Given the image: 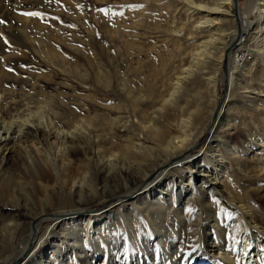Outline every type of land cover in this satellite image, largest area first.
<instances>
[{"label":"bare ground","instance_id":"6f19581e","mask_svg":"<svg viewBox=\"0 0 264 264\" xmlns=\"http://www.w3.org/2000/svg\"><path fill=\"white\" fill-rule=\"evenodd\" d=\"M3 2L6 3L0 4V19L6 23L0 24V33H3L0 37V185L2 187L7 178L3 168L17 158L16 162L23 164L25 170L35 168V184L44 200L35 197L33 210H22V217L18 214V209H24L21 198L12 193L9 203L3 193L5 190L0 189V199L3 198L4 204L18 214L14 226L10 227L9 222L2 226L4 240L0 264H73L71 260L68 262L73 256L81 257L83 264H101L98 260L103 255L98 253V241L102 238L110 250H115L109 256L108 264H179V250H167L169 229H162L153 241L159 248V255L144 240V256L132 259H127L126 247L120 248V243L111 236H114L118 220L124 223L131 236L135 235V219L144 217L141 211L150 221H158L159 217L164 223L174 208L176 197L184 200L190 195L200 196L202 191H208L211 205L216 202V197L234 210L243 226L241 239L238 241L237 237L229 242L217 214L212 215L213 229L218 236L207 246V254L215 255L210 259L218 258L223 264H264V218L259 215L261 211L264 216V200L258 207L253 203L251 191L234 192L230 186L232 163L246 174L245 164L255 159L254 176L264 179V153H259L264 151V0H248L245 5L239 0H177L175 9L186 13L191 20V26L186 27L188 33L184 35L191 41L202 40L198 42L200 47L191 48V52L189 48L188 66H182L179 72L173 70L167 86L146 90L137 83H130L126 70L111 69L106 65L103 60L108 62L110 53L100 44L103 59L91 61L94 76L101 84L79 82L90 94L85 95V99L78 96L73 100L61 91L55 95L47 94L43 81H53L55 76L34 73V69L24 66L35 54L53 69L54 74L65 71L75 72L77 76L81 74L77 55H68L52 41H46L41 34L42 28L39 33L28 31V25L37 17L20 14L48 7L53 9L57 0ZM68 2L76 5L75 0ZM57 9H61L60 5ZM183 31L184 28L177 32L182 34ZM4 38L8 44L4 43ZM76 48L73 49L81 51ZM10 67H17L18 71H9ZM210 68L213 76L209 75ZM204 72L209 75L204 90L189 86L192 77H203ZM241 77L246 81L242 82ZM223 85L226 95L218 103ZM239 89L245 102L258 106L260 101L256 103L255 100L261 98L263 109L258 110L254 105L258 120L251 117L244 105L231 107L230 100ZM97 90H102V96L98 98ZM72 101L77 108L73 107ZM91 102L110 107L107 109L114 115L84 114ZM112 103L116 105L112 106ZM231 108L233 111L242 109L241 113L248 116L250 122L232 118ZM252 123L256 125L252 126ZM118 131L125 134L119 135ZM205 132L212 133L213 143L194 151ZM125 136L126 143L116 144L118 138L123 140ZM107 142L113 149L105 147ZM55 150L58 151L54 156ZM78 155L83 159L76 162L74 156L80 160ZM205 157H209L213 167L217 164L220 174L209 162L204 163ZM58 160L65 173L62 171L63 179L59 177L61 173L53 174L56 185L50 187L53 184H49L50 175L44 170L35 171L36 165L44 164L51 173H57ZM185 170H189L188 176L182 175ZM175 176L180 177L179 190L173 182ZM198 197L196 201H199ZM100 203L110 204L106 205V210H94L93 207ZM181 209L177 208L176 215L185 227ZM22 218H28L25 225ZM99 221L104 222L103 227ZM98 226L107 236L100 238ZM155 226L158 228V224ZM84 236L86 242L90 241V247L97 250L92 255L87 244H82ZM49 248L51 252L46 254Z\"/></svg>","mask_w":264,"mask_h":264},{"label":"rangeland","instance_id":"374dc122","mask_svg":"<svg viewBox=\"0 0 264 264\" xmlns=\"http://www.w3.org/2000/svg\"><path fill=\"white\" fill-rule=\"evenodd\" d=\"M2 1L4 0H0L1 2L0 4L5 5L6 2L2 3ZM176 1L177 0H169V1L168 0H164V1L163 0H75V4H76L75 7L71 2H68V0L67 1L59 0V3L57 2L54 4L53 9L52 8L50 9L48 7L40 11L44 13L43 18L37 17L35 21L32 22L33 25L32 23H30V25H28L29 26L28 31L33 33L34 32L39 33L40 29L42 28L41 34L44 36L46 41H52L56 46H58L57 48L61 49L68 55L71 56L77 55L76 59L79 61V70L81 74L77 76L75 72L73 74H69L67 71L59 75L54 74L53 69L50 66L48 67L45 63L44 65L43 64L44 60L42 61V59H39L40 57H38L37 55L35 56V54L31 56L32 61L29 62L28 65H24V66L28 67L31 70L34 69L32 70L34 73L41 72L40 73L41 75L55 76L53 77L54 79L53 81L50 82L43 81V85L45 84L44 85L45 90L44 89L43 90L47 92V94L52 93L51 95H55L59 93V91H61L63 93L70 95L71 100H73V98L74 99L77 98L78 96L81 99H85L84 96L90 93L89 91L85 90L80 83H84V84L86 83L87 85H91L92 83L94 85L97 84V86L101 84L98 83V81L94 76L95 68L94 67L92 68L93 66L92 61L94 60V58H99L102 60L104 57L102 50H100L99 48L101 44L102 46L108 48L110 53L109 56L110 64H109V60L108 62H106V59L103 60L104 63L106 65L108 64V66H110L111 69H120L121 71L126 70L129 76L128 79H130L129 80L130 83L132 84L137 83L143 86L146 90H150V88H153V86L156 87L167 86L171 82V76L174 73L173 70H175V72L177 71L179 72L182 66L183 67L188 66L189 57L187 56V54L189 53V48L191 52L192 50L191 48L200 47L198 46V44L202 41L201 39H199L198 41L199 43L197 41H193V40L191 41L187 39L186 35H184V33H188V28L191 26L190 23L191 20H189V18L186 16V13L184 14L183 11L179 12L175 9L174 5H176ZM239 1L241 5H245L248 2V0H239ZM132 4H142L144 6L141 8L128 7V5H132ZM57 5H60L61 9H57ZM77 5H80V7H78ZM100 8L109 9L108 15H105L104 13L98 11V9ZM120 13H122V15ZM70 25H74V27H70ZM182 28H184L185 30L183 31L182 34L180 32H177L178 29L182 30ZM173 31H175L178 34L172 33ZM60 35L63 37L64 40L60 39L62 38ZM48 38L49 39L52 38V39L47 40ZM177 38L178 39L181 38L180 41ZM72 47L74 49L77 47L81 51L77 52ZM127 68L129 71L127 70ZM11 69L18 71L17 67L15 69L14 68ZM106 70L107 69L105 67V71ZM208 72L210 76H213L212 68H210ZM82 74H86L87 77H85ZM204 74L205 75L203 77L202 75L199 76L197 75L195 77H192V79L189 82L190 83L189 86L192 85V87H199L204 90L203 87L206 86L209 77V75L206 72H204ZM240 79L242 82L246 81L244 77H241ZM197 80L202 82H197ZM27 88H29V90L31 89L30 87ZM27 88L26 90L29 91ZM18 89H20V87ZM36 89L38 91L40 90V88H36ZM33 91L31 90V93ZM38 91L37 93L41 92ZM97 91L99 92L97 95L98 98L102 96V90L101 91L97 90ZM72 93L75 95H71ZM81 94L83 97L81 96ZM225 95H226V90L224 89V85H223L219 90L218 103L223 101ZM241 98H242V92L241 89H239V92L234 96V98H231L230 100V103L232 102L231 107L235 108V106L244 105L243 108L248 110L251 117L254 118V120H258V118H256L258 114L257 113L255 114L256 105L254 104L255 105L254 106L253 104H251L250 101L245 102ZM258 101L260 102L257 103ZM56 102H53V104H56ZM255 102L258 105L256 106V108L258 110H262L263 102L261 101V98L257 97ZM71 103L73 107L77 106L75 102L72 101ZM88 104H90L89 106L90 108L88 111L84 110L83 111L84 114L90 113V115H94L95 113H97L101 117H103L105 113L109 114L110 116L114 115V114H110L108 110L110 109V107H107L108 108L107 109L103 105L97 106L93 102ZM111 105L112 106L116 105V103H112ZM251 106L253 109L251 108ZM233 108H231L230 110L231 112L230 116L232 118L238 121L239 119H243L245 122L248 121L247 123L250 122L249 118L247 120L248 116L245 117V115L241 113L242 111L240 110L242 109L237 108L234 109L233 111ZM239 112L243 115H241ZM255 125H256L255 123H252V126ZM118 134L124 135L125 133L118 131ZM210 135H212L211 132L210 133L205 132V134L201 137V139L197 143L196 147H194V151L200 148H206L209 145H211L213 143V140L211 139ZM125 141H126V136L123 138V140L118 138L116 144L126 143ZM105 147H107L108 149H113V146L110 142H107ZM57 151L58 150L54 151L55 152L54 156L56 155ZM259 153H264V151H260ZM74 157H75L74 160L76 162H79L83 159V157L80 155H78V158L80 160L77 159V156ZM56 158H59V156ZM15 159L17 158H14L12 161L9 162L7 167L3 168V171H5L4 172L5 175L7 174L6 175L7 178L5 176L6 178L5 183L2 185V187L0 185V189L5 190L3 193L5 198L8 200L7 202L9 203L12 201L11 198L13 195L19 196L21 198V203L23 204L22 207H24V209L23 208L22 209L20 208L21 210L18 209V214L21 215L22 210H30V209L33 210V208L31 207L34 205L32 203L35 202L34 199L37 198L38 200L39 198L40 200L42 199L44 200V197L41 192H40L41 194L39 193V189L35 184L36 180L34 178L35 176L33 175L34 174L33 170L35 168L34 169L31 168V170H25L24 167H22L23 164L21 165L17 163ZM254 160L255 159H253L252 161L248 160L247 163L245 164L246 165L245 169L247 170L246 174L241 171H238L237 166L234 163H232V172H231L232 180L230 182V186L231 188H233L232 190L234 192H242L243 189L247 191L248 190L251 191V197L253 199V203L254 204L257 203V206L261 207V204L264 200L262 198L264 197V179L255 178L252 168H254L255 165H257V161ZM59 161L60 160H58L59 171L57 173L55 172L51 173L50 169L44 164L40 165L38 163L36 165L37 170L35 171L41 172V170H44L46 171L45 173L48 172L47 173L48 176L50 175L49 184L53 183L50 184V187L56 185L55 184L56 178L55 176H53V174L57 176L61 173V176L59 177L63 179L64 176L63 173H65V171L61 170L62 169V167H60L61 161L60 162ZM96 161L98 160L95 159V162ZM205 162H209V165L211 164L210 166L214 168L216 171H218L220 174V171L218 169L219 167L217 166V164H215L216 166L213 167L214 166L213 162L210 161L209 157L204 158V163ZM55 165H56V161H55ZM125 167L126 166L124 165V168ZM113 171L114 169L111 170V172ZM16 174L18 176H16ZM182 175L188 176L189 170L188 171L185 170L182 173ZM176 176L173 182L177 184L176 189L179 190L180 177L179 176L176 177ZM15 179L16 181H14ZM5 187L8 188L6 189ZM12 193L13 195L11 196ZM190 196L191 197L185 198L184 200L183 199L181 200L179 199V197H176L174 202L175 203L174 208H172V210L169 212V216L167 217L168 220H166L164 223L162 222V219L159 217H158V221H150L148 218H146V213L144 211H141V214L144 217L142 219L139 217L135 219L137 229H136V234L132 236L126 230L124 223L118 220V226L114 227L115 237L111 236V239H114L115 242L116 241L119 242L120 248H123L124 246L126 247L125 254L127 256V259L137 258L139 257V255L144 256L143 255L145 253L143 251L145 247L144 240H147L149 246L151 247L150 249H153V251L156 252L158 251V255H159V248H157L156 245H153V241L155 240L157 235H159V232L162 229L166 228L169 229L171 232L169 233L167 250L170 252L173 251L172 248H177L179 250L178 252L179 254L177 256V258L180 256L179 264H223L221 261H219L218 258H215L214 260L210 259V257L213 256L215 257V255L209 256L207 254L208 244L212 239L214 240L218 236L217 232H215L213 229L214 221L212 215L217 214L218 219L220 220V222H222V225L228 235L227 239L229 242L236 240L237 237H238V241L241 239L242 231L240 232V229L243 226L240 220L238 219V217L235 215V211L230 209L229 206H227L224 202H222L218 198L215 197L216 202L213 203V205H211V200L209 198L210 195L208 191H202V195L200 196L197 194ZM197 197L199 198V201H196ZM2 200L4 199L3 198L0 199V249H2L3 246L2 242L4 240L3 238L4 232L2 231V226L4 222L6 224L7 222H9L8 225L12 227L14 226V222L16 218L18 217V214L15 213L14 210H10L4 204L5 201ZM109 204L108 203L96 204L93 207V209L106 210V205ZM217 205L219 206L218 208ZM55 206L58 207L56 203ZM179 207L180 208L182 207L181 210H183L184 213V217L186 220L185 227H183L180 218L176 215V210ZM259 215L262 219L264 218V216L261 214V211H259ZM22 219L24 220V225H25L26 221H28V218H22ZM99 222H100V226L103 227L104 222L103 221H99ZM155 224H158V228L157 226H155ZM100 226H98L99 228L97 229V233H99V236H101L100 238L107 236L105 231L104 233L102 232ZM109 236L110 235H108V238ZM5 241L7 242L6 238ZM87 242H86V236H84L82 238V244H87V248L91 250L89 254L92 255L93 252L97 250L90 247L91 246V244L89 243L90 241ZM98 248H99L98 253H102L103 255L98 261H101V264H108L109 262L108 258L111 254L114 253L115 250L109 249V244H107L106 241H104V238L98 241ZM50 252L51 249L49 248L47 249L46 254L47 253L50 254ZM71 258L68 259V262L69 260H71L73 264H83L81 257L73 256L72 258L73 260Z\"/></svg>","mask_w":264,"mask_h":264},{"label":"snow or ice","instance_id":"6c2138e0","mask_svg":"<svg viewBox=\"0 0 264 264\" xmlns=\"http://www.w3.org/2000/svg\"><path fill=\"white\" fill-rule=\"evenodd\" d=\"M57 2L59 3V0H57ZM77 6L80 7V5H77ZM143 6L144 5H142V4L128 5V7H131V8H141ZM98 11L104 13L105 15H108V13H109V9H107V8H100V9H98ZM20 14L23 16H27V17H41V18H43V16H44V13H42L40 11H24V12H21ZM120 14L122 15V13H120ZM4 23H6V21L3 19H0V24H4ZM70 27H74V25H70ZM0 37H3V33H0ZM4 43L5 44L9 43L7 38H4ZM8 70L12 71L13 69L9 68Z\"/></svg>","mask_w":264,"mask_h":264}]
</instances>
